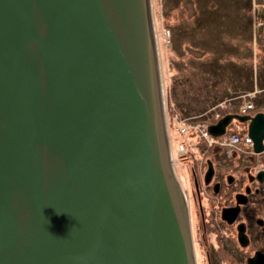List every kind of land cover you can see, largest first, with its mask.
I'll use <instances>...</instances> for the list:
<instances>
[{"label": "water", "instance_id": "1", "mask_svg": "<svg viewBox=\"0 0 264 264\" xmlns=\"http://www.w3.org/2000/svg\"><path fill=\"white\" fill-rule=\"evenodd\" d=\"M157 50L151 0H0V264H196Z\"/></svg>", "mask_w": 264, "mask_h": 264}, {"label": "rangeland", "instance_id": "2", "mask_svg": "<svg viewBox=\"0 0 264 264\" xmlns=\"http://www.w3.org/2000/svg\"><path fill=\"white\" fill-rule=\"evenodd\" d=\"M151 7L177 172L216 144L236 147L220 141L228 133L249 135L238 120L219 136L207 126L246 115L245 102L254 115L264 112V0H151ZM248 92L254 97L242 96Z\"/></svg>", "mask_w": 264, "mask_h": 264}, {"label": "flooded vegetation", "instance_id": "3", "mask_svg": "<svg viewBox=\"0 0 264 264\" xmlns=\"http://www.w3.org/2000/svg\"><path fill=\"white\" fill-rule=\"evenodd\" d=\"M232 121L249 131L250 121ZM189 158L175 175L196 264H264V149L257 152L254 140L232 149L216 144Z\"/></svg>", "mask_w": 264, "mask_h": 264}, {"label": "built area", "instance_id": "4", "mask_svg": "<svg viewBox=\"0 0 264 264\" xmlns=\"http://www.w3.org/2000/svg\"><path fill=\"white\" fill-rule=\"evenodd\" d=\"M254 95H255V92H248V93L242 94L243 97L248 96L249 98L254 97ZM233 100H234L233 98H230V99H227L226 102H227V104L228 103L230 104V103L233 102ZM253 107H254V104L252 102H245L243 104V106H242V110L241 111L247 112V111L251 110ZM225 134H227V133H225ZM220 141H223L222 142L223 144H230V145L236 144V143L239 144L241 142L242 143L243 142L244 143H249L250 145L253 144V141H252V139H251V137L249 135H247L245 138L244 137L242 138V137L239 136V134H234V133H228Z\"/></svg>", "mask_w": 264, "mask_h": 264}, {"label": "bare ground", "instance_id": "5", "mask_svg": "<svg viewBox=\"0 0 264 264\" xmlns=\"http://www.w3.org/2000/svg\"><path fill=\"white\" fill-rule=\"evenodd\" d=\"M171 141V140H170Z\"/></svg>", "mask_w": 264, "mask_h": 264}]
</instances>
